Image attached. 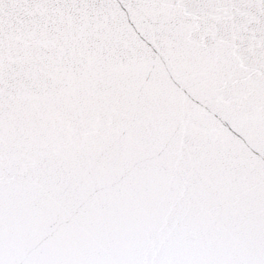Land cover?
<instances>
[{"label": "snow or ice", "instance_id": "snow-or-ice-1", "mask_svg": "<svg viewBox=\"0 0 264 264\" xmlns=\"http://www.w3.org/2000/svg\"><path fill=\"white\" fill-rule=\"evenodd\" d=\"M0 264H264V0H0Z\"/></svg>", "mask_w": 264, "mask_h": 264}]
</instances>
